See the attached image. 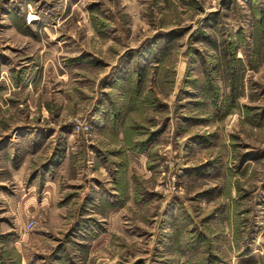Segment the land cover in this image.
<instances>
[{"label": "rangeland", "instance_id": "obj_1", "mask_svg": "<svg viewBox=\"0 0 264 264\" xmlns=\"http://www.w3.org/2000/svg\"><path fill=\"white\" fill-rule=\"evenodd\" d=\"M0 161V264H264V0H0Z\"/></svg>", "mask_w": 264, "mask_h": 264}, {"label": "crops", "instance_id": "obj_2", "mask_svg": "<svg viewBox=\"0 0 264 264\" xmlns=\"http://www.w3.org/2000/svg\"><path fill=\"white\" fill-rule=\"evenodd\" d=\"M1 152H4V149ZM2 155H5V152L2 153ZM24 163H25V160H23V158H22V160H14V158H13V161H11V163H9V164H10L11 170H13L14 172H17L16 168L18 167V169H20L22 166H24ZM0 164H2L1 161H0ZM33 193L34 192H32V191H29L28 194L27 193H25V194L23 193L22 198L20 200V201H23V206L24 207H29V212H31V211L32 212H37L38 209H39L40 204H43L45 202V200L47 199V197H48L46 195H44V196L42 195V197H40L39 200L38 199L34 200ZM36 200H37V203L35 202ZM10 205H11V200H10ZM23 213H26L25 215H29V213H27L26 209H20V212L16 213V217H18V219L20 220L19 217H22ZM2 226H5V225L2 224ZM3 230H5V231L6 230H10V231H13L14 233L15 232L17 233L16 230H18V227L15 225V222H14L12 224H9V226L4 228ZM23 235L24 234L22 233L21 236H20L21 240L23 238ZM20 237L18 239H16V240L14 239V241H16V243H18V241H20Z\"/></svg>", "mask_w": 264, "mask_h": 264}]
</instances>
